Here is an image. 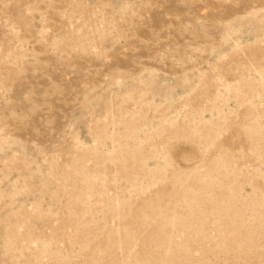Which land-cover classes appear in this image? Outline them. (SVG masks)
Returning a JSON list of instances; mask_svg holds the SVG:
<instances>
[{"label": "rangeland", "instance_id": "374dc122", "mask_svg": "<svg viewBox=\"0 0 264 264\" xmlns=\"http://www.w3.org/2000/svg\"><path fill=\"white\" fill-rule=\"evenodd\" d=\"M0 264H264V0H0Z\"/></svg>", "mask_w": 264, "mask_h": 264}]
</instances>
